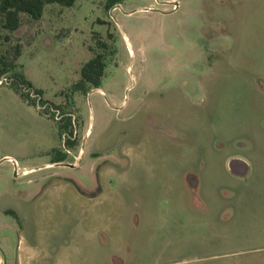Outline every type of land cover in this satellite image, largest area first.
Instances as JSON below:
<instances>
[{
  "label": "rangeland",
  "instance_id": "obj_1",
  "mask_svg": "<svg viewBox=\"0 0 264 264\" xmlns=\"http://www.w3.org/2000/svg\"><path fill=\"white\" fill-rule=\"evenodd\" d=\"M17 42L61 108L0 79L5 264H264V0L49 3Z\"/></svg>",
  "mask_w": 264,
  "mask_h": 264
},
{
  "label": "trees",
  "instance_id": "obj_2",
  "mask_svg": "<svg viewBox=\"0 0 264 264\" xmlns=\"http://www.w3.org/2000/svg\"><path fill=\"white\" fill-rule=\"evenodd\" d=\"M49 3L71 6L74 0H0V79L9 76L12 80L8 84L28 104L34 106L52 104L51 106L60 109V105L43 101L41 90L33 88L31 82L26 79L23 72L18 68L16 60L21 54V43L17 42L12 45L10 51H2L3 44L10 41L11 33L15 32L20 27L21 14L25 13L37 20L41 18L45 5ZM97 43L100 50L95 51L81 66L79 80L73 85V90L75 91L87 92L92 88H98L101 84V79L107 65L108 44L99 39ZM44 113L48 114L46 111H44ZM65 120L57 124L60 135H62L70 125V118H66ZM65 144L72 145L73 141L67 139Z\"/></svg>",
  "mask_w": 264,
  "mask_h": 264
},
{
  "label": "crops",
  "instance_id": "obj_3",
  "mask_svg": "<svg viewBox=\"0 0 264 264\" xmlns=\"http://www.w3.org/2000/svg\"><path fill=\"white\" fill-rule=\"evenodd\" d=\"M239 160H240L241 164L246 165L244 159H239ZM5 263H6V261H5V260L2 258V256L0 255V264H5Z\"/></svg>",
  "mask_w": 264,
  "mask_h": 264
}]
</instances>
